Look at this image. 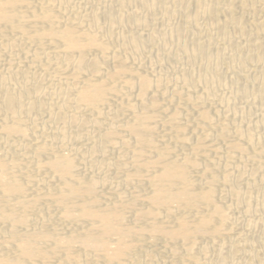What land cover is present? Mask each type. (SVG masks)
Here are the masks:
<instances>
[{
	"label": "bare ground",
	"instance_id": "bare-ground-1",
	"mask_svg": "<svg viewBox=\"0 0 264 264\" xmlns=\"http://www.w3.org/2000/svg\"><path fill=\"white\" fill-rule=\"evenodd\" d=\"M95 1L86 6L69 5V0H0V59L8 55L10 66L27 58L31 66L42 67L39 80L45 76L51 84L49 100L27 102L34 90L16 89L17 77L0 70V135L12 138L17 150L19 141L31 136L22 112L40 108L56 115L53 125L70 120L80 125L81 135L100 131L91 142L90 158L96 151H102V159L116 156L105 159V175L96 178L95 164L90 162L85 174L78 154L39 139L16 155L0 153V264H50L51 258L56 264H129L134 238L141 235L166 238L172 254L163 264H230L221 257L205 263L198 253L222 247L217 237L230 224L232 204L264 206L262 193L259 198L245 192L255 183L245 180L247 169L264 168V130L259 131L264 109L245 123L232 122L258 102L264 106V0H164L162 6L157 0ZM131 4L180 15L155 49L183 42L164 53L180 63L173 77L155 73L156 63L135 62L142 52H151L147 44L156 33L120 32L148 25L147 18H136ZM202 21L244 38L230 37L213 47L212 34L202 33ZM115 35L119 43L112 40ZM215 61L248 69L235 70L227 80L217 78L215 84L221 73ZM31 66L15 75L30 76ZM11 77L15 81L9 82ZM221 88L243 100L228 99L232 114L215 123L204 105ZM212 129L225 143L227 160L204 151ZM230 132L234 138H227ZM85 155L79 158L88 159ZM237 155L241 160L232 166ZM109 174H115L114 184L105 190ZM225 190L232 196L227 203L219 197ZM43 203L56 209L30 219L29 212L42 210ZM50 219L60 224L49 226ZM255 223L264 230V214ZM205 236L210 240L201 241Z\"/></svg>",
	"mask_w": 264,
	"mask_h": 264
},
{
	"label": "rangeland",
	"instance_id": "rangeland-1",
	"mask_svg": "<svg viewBox=\"0 0 264 264\" xmlns=\"http://www.w3.org/2000/svg\"><path fill=\"white\" fill-rule=\"evenodd\" d=\"M83 1L84 0H69L68 4L69 5H75L76 3H79V2L83 3ZM88 1H89V3H88ZM92 1H93V3H92ZM92 1L91 0H85L84 1L85 3H83V4H85L86 6L91 5V4H98L97 1H95V0H92ZM106 1L112 2L111 0H106ZM113 1H115V0H113ZM164 3H165L164 0H157V4H159V6L164 5ZM168 3H171V2L168 1ZM129 7H130L129 8L130 10L137 8V17L136 18H139V20H140V18L141 19L147 18L146 20L148 21V25L145 26V27L143 26L145 30L143 29V27H136L135 25H131L128 28L123 29L124 32H123V30L120 31V32H122L123 34H125V33L126 34H129V33H142V34L144 33V34H148L151 31L156 33V35L153 36V38H150V41H148V44H147V49H149L151 52L150 53H148L147 51L142 52L141 53L142 55L139 54L138 56H136L135 62L142 64V66H144V65L146 66L147 63L148 64L152 63V62L154 64L156 63V69H155L156 71H155V73H162V74H166L168 76L173 77V75H175L177 73V68L179 67L180 63L179 62L175 63L176 61H174V60L165 59L167 57H166V55L164 53L166 52V50H174L177 47L182 46L183 42L182 43L181 42L180 43L179 42H173V43H171L170 45L167 46L166 50H164V49H162L160 47L159 50H156V52H155V49L158 48V44L164 38L165 32H167L170 29H172L173 26H175L176 24H178L181 21L180 15L177 13L176 16L170 17L169 16L170 14L167 13V12L162 11L161 8L160 9H158V8L149 9V8L141 7V6L135 7L134 4H131ZM153 10H155V11H153ZM152 11H153V13H152ZM153 16H154V20H153ZM155 17H156V19H155ZM202 22H203V26H202V29H201L202 33L212 34V41H213L212 43H213V45L211 44V46H213V47L214 46L217 47L221 42H223L224 40H226L227 38H230V37H231L232 40H237V41H242L243 38H244L243 35H240L241 36L240 37L239 34L233 32V31H230L231 29H226V30L217 29L216 27H211L208 23H205V21H202ZM133 26H135V28ZM223 33H225V34H223ZM161 35H162V38H161ZM112 37H113L112 40L115 43H119L121 41V40H119L120 38L118 36H116V35H115V37H117V39L114 36H112ZM151 44H153L152 48H151ZM168 47H169V49H168ZM153 51H154V53H153ZM220 52H222V51H220ZM8 57L9 56L7 55V56H4L3 58L0 59V70H4V71L8 70V72H10L9 74L11 76H16L17 77L16 81L18 82V84L16 85V89L24 90V87H25V89L29 88L31 90H34V94L31 95L30 98L27 96L26 97V101L28 102V100H33L34 102H38L39 100L42 101L41 100L42 98H43L44 101L49 100L50 96H51L50 93H49L50 89H51V84L49 83L50 82L49 78L44 76L43 82H41V80H39L41 75H43L42 67L39 66V65L31 66L30 65V61L27 58H22L21 61L14 62V63H12L9 66L8 65V62H9V58ZM159 57H160V60L158 59ZM154 58L159 60L160 63H157L158 61H155ZM162 61H163V63H162ZM178 63H179V65H178ZM27 65L32 67L30 76H25V75H22V74H20L19 76L15 75V72H22V71L28 69L29 67ZM216 65L220 68V72L221 73H219L218 77L215 78V80H214L215 84L217 83L218 79L227 80L228 77H232V74H233V72L235 70L239 71V70L248 69L247 66L246 67H241V65L227 66L226 64H223V63L218 62V61L216 62ZM230 67H231V69H230ZM157 70H158V72H157ZM229 73L231 75H229ZM225 74H226V76H225ZM13 81H15V78L11 77V80L9 82H13ZM232 82H235V80H233ZM221 92H223V93H221ZM263 96H264V91H263ZM39 97L41 99H39ZM235 98H237V99H235ZM228 99L230 101L234 102L235 104L239 103L240 100H243L242 97L239 96V95H235L232 92L230 94V91H229L228 88H221L212 99H210L207 102H205L206 106L204 105V108L211 112V115L213 117V120H215V123H217L218 121H219L218 123L222 122L223 119L227 118L228 114H230V113L232 114V112H233L232 108H228L226 106V102H227ZM176 101L177 100H175V102ZM178 102H179V100H178ZM178 102H176L175 104H177ZM174 103H171L172 106H173ZM183 106H184V104H183ZM261 107H262V109H264V106L262 105V102H258L256 105L252 106V108L249 111L241 112L240 115L238 114L237 119L235 118L233 121L232 120L231 121L232 122L235 121V123H239V122L240 123H245L249 118L255 116V114L257 112H260L261 111ZM220 109H221V111H219ZM22 115L24 116L25 119L29 118L28 119L29 122L27 124V127L29 128V131L31 130L30 131L31 136H30V138L28 140L29 142L27 140L19 141L22 145L20 146V143H19L18 147H17L18 149L16 150V148L14 147V146H16V144H14V142L12 141V138L0 135V153H3V152L6 153L7 151H9L10 153L12 152L11 154L8 152L9 156L16 155L20 151H22L23 150L22 148H24L26 145H29V144L33 143L34 142L33 139H35V141H36V139H39V140L47 143L49 146H52L54 148L55 147L58 148L57 150L60 149L61 151L64 150L66 152H71L73 154L76 153L74 155L78 154L77 155L78 156V160H77L78 165L80 164V167L84 169V170L82 169V171L85 174H89L90 173L88 171V168H91L92 166L93 167L96 166V167H94L95 169H93V168L91 169V170L94 171L93 175L96 178H100L102 175H105L104 174V170H105V166H104L105 162L104 161H105V159H106V161L109 159L108 162L114 161L116 159L115 158L116 156L114 154H113L114 156L111 154L112 156L110 155V157H108V158H104L103 157V159H102V156H100V155H102V151H96L95 152V156H96V158L94 156L95 159H92L93 157L90 158L91 154H89V153L91 152V150H90L91 142L94 140L93 139L94 137L95 138L98 137L100 131L98 132L97 130H95L94 133H92V136H86L85 134H83V135H85V136H83V135H81L82 134L81 133L82 130H80L81 129L80 125L78 123H77L78 124L77 125L76 123L70 122V120H69V122L67 121V123L63 124V125H60V124L59 125H56V124L53 125L51 120H54L56 118V115L55 114L48 115L46 112L43 111V109H40V108H35L34 110H25V111L22 112ZM41 115H43V116H41ZM31 117H32V119H31ZM37 118H39V119H37ZM33 119H35V122H32ZM183 119L185 120L183 122H187L185 118H183ZM188 122L190 123V125H193L191 120H189ZM76 127H77V129H76ZM78 127H80V128L78 129ZM74 129L77 130L76 134H74L75 133ZM263 130H264L263 128L259 129V131H261V132ZM73 131H74V133H73ZM213 131H214V133H213ZM89 132H92V129H89ZM49 133H51V134L49 135ZM78 133H79V135H78ZM211 133H212V135L208 139L209 141L207 140L208 142L206 141L204 143V145H205V150H204L205 153H207L209 155L211 154V156L214 157V158H217L219 156H223V160H227L226 156L223 155L224 152H225V150L223 148L224 147L223 146L224 141H221L222 139L219 140L220 137L216 138V137H218L217 134L215 135V133H217L216 129H212ZM81 136H83V137H81ZM6 138H8L9 141ZM227 138H229V139L234 138L233 133L230 132V134L228 135ZM193 140L196 141V139H193ZM26 141H27V144H26ZM13 144H14V146H12ZM104 144L106 145L107 143L105 142ZM207 144L211 145V146H206ZM213 144H215V145H213ZM2 147H3V149H2ZM87 147H88V149H87ZM214 147L215 148L219 147L220 149L215 150ZM210 148H211V151H210ZM8 149H10L11 151L8 150ZM14 150H15V152L13 153ZM28 153H29V151H28ZM80 153L81 154L85 153L86 154L85 156H87L89 154L88 155L89 156L88 159H87V157H86V160L85 159L84 160L80 159L79 158L81 156V155L79 156ZM224 157H225V159H224ZM97 158H98V163L100 162L99 164H97L96 161H95V160H97ZM90 159L93 160V162ZM233 159L235 161L232 160V161H234L231 164L232 166L234 164H238L237 162H240L241 157H240V155H237ZM79 160L80 161L82 160L84 162L80 163ZM87 160H89V163H86ZM23 161H25V159H23ZM90 162H91V164H95V165H91ZM89 165H91V167ZM100 165H101V167H100ZM203 166L204 165H202V167ZM247 170H246L247 173H245V180H247L248 178L254 179L255 183L253 184L254 186L252 185V187L250 188L251 191L248 190V189H246V190L243 189L242 192L244 193V190H245V192L249 191V192L252 193V191H253V194L256 195L257 197H259V198L261 196L264 197V168L262 170H259V171H257L256 169L254 170V168H249ZM249 170H250V172H249ZM251 175L254 178L250 177ZM108 176H109L108 177L109 181L107 180V183L103 186V189L105 188V190H108V188L111 186V184H114L113 181H114L115 174H109ZM226 192H227L226 190L224 192L223 191L220 192L221 194L222 193L223 194H222V196H219V197H221L220 201H222L224 203H227V201H230V199L232 198L230 193L227 194ZM246 193H248V192H246ZM259 193L260 194L262 193L261 196H259L260 195ZM221 194H219V195H221ZM254 203L255 202H252L249 206H244L243 204H238V205H233L232 204L231 205V208H229V211H228V213L230 212L229 214H230V217H231L230 224H229L228 228L227 227L225 228V230H224L225 233H223V235L221 234L220 237H217V238H219L217 240L221 241V243H222L221 246L222 247L219 248L220 247L219 246L217 248L210 249L209 252L206 253V254L201 253V251L198 253V251H197V253L199 255L204 257V258H202L203 262L207 263V262H210V261H218L221 258H224V259H227L230 262V264H237V263L238 264H264L263 263L264 262V248H263L264 247V234H263L264 230H262V229L260 230V228L258 229V227L255 225L256 224L255 221L261 215L264 214V206L263 207H259L256 203H255L256 205H253ZM239 205H240V207H239ZM41 206H42V210L43 211L42 210H35V212H34V210H32V212H29L30 219H32V220L34 219L35 220L36 217H37L36 220H38V218H39L38 215H40L41 212L42 213L44 212L43 214L47 215V213H48L47 209L49 211L50 207H51V209H53V208H54V210L56 209V207H53V206L49 207L48 204L46 206L45 203L41 204ZM243 208H245V209H243ZM132 218L133 217H131V219ZM57 220L58 219H56V221ZM56 221L54 219H52L51 221H48L49 222L48 223L49 226H52L53 224L54 225H59L60 224V222H59L60 220L57 221L59 224ZM37 225H38L37 228H39L41 226V223L38 222ZM244 225H246V226H244ZM227 231H228V233H227ZM226 236H228V237H226ZM164 239L166 240V238H164L163 236H160V237L158 236V237H155V238L153 237V239H152L149 235H141V236L135 237L134 241H133L134 245L136 244L135 251H134L135 253L129 257V264H163L162 262H164L166 259H168L171 256V254H172V251H170L169 248H165V242L166 241ZM200 240L203 241V242H206V241L210 240V237L205 236V237H202V239H200ZM148 242H149V244H148ZM232 245H233V247H232ZM222 251L224 252V254H223ZM136 253H138V254H136ZM144 257H145V259H144ZM50 260H51L50 264H56L55 263L57 261L56 259H55L56 261L54 260V258L53 259L51 258ZM232 261H234V262L231 263ZM81 263L83 264L84 262L82 261ZM84 264H93V263H84Z\"/></svg>",
	"mask_w": 264,
	"mask_h": 264
}]
</instances>
